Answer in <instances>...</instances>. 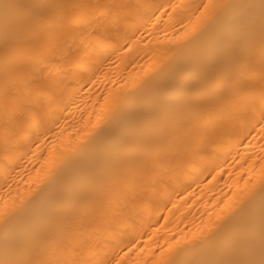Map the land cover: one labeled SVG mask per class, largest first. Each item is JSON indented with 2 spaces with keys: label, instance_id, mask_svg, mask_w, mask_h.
Instances as JSON below:
<instances>
[{
  "label": "bare ground",
  "instance_id": "6f19581e",
  "mask_svg": "<svg viewBox=\"0 0 264 264\" xmlns=\"http://www.w3.org/2000/svg\"><path fill=\"white\" fill-rule=\"evenodd\" d=\"M0 264H264V0H0Z\"/></svg>",
  "mask_w": 264,
  "mask_h": 264
}]
</instances>
